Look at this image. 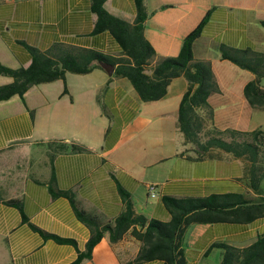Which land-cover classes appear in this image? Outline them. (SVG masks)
<instances>
[{
  "label": "crops",
  "instance_id": "crops-1",
  "mask_svg": "<svg viewBox=\"0 0 264 264\" xmlns=\"http://www.w3.org/2000/svg\"><path fill=\"white\" fill-rule=\"evenodd\" d=\"M104 7L129 23L135 19L134 0H106ZM144 8V35L155 52L150 67L161 57L177 55L184 37L209 12L193 43V57L210 64L219 87L208 97L213 124L220 129H261L253 120L254 110L264 109L252 108L244 95L245 84L255 76L221 58L219 45L264 54V0H144ZM95 19L90 0H0V61L26 67L31 60L26 45L45 50L58 42L121 57L110 32H92ZM10 81L8 76L0 85ZM260 84L264 87V79ZM187 86L179 76L164 97L142 101L127 78L94 68L85 74L67 72L65 79L31 86L22 98L0 101V264H69L84 251L89 227L70 200L53 195L50 188L71 192L86 212L104 221L124 208L118 187L130 194L137 213L161 221L170 219L164 196L231 192L260 199L263 194L248 186L242 158L226 153L200 160L188 157L190 145L177 124ZM62 143L80 144L88 151L55 152ZM5 169L16 173L1 175ZM148 184L155 185L153 197ZM13 198L21 200L31 224L74 243L35 231L22 220L18 207L6 202ZM262 234L264 216L247 223L190 224L183 237L186 262L219 264L221 250L207 251L212 243L245 247ZM139 248L129 232L115 243L105 233L91 258L80 264H128Z\"/></svg>",
  "mask_w": 264,
  "mask_h": 264
},
{
  "label": "trees",
  "instance_id": "trees-1",
  "mask_svg": "<svg viewBox=\"0 0 264 264\" xmlns=\"http://www.w3.org/2000/svg\"><path fill=\"white\" fill-rule=\"evenodd\" d=\"M106 0H90V9L96 15L93 33L108 31L121 47V57L105 55L93 48L66 43H54L45 50L26 45L30 63L24 67L13 68L0 61V74L12 81L0 85V101L12 96L23 97L33 85L65 79L67 72L85 74L94 68H102L107 62L115 66L113 74L127 78L142 101H154L164 97L171 81L184 77L188 86L183 93L177 115V124L185 143V150L192 160L218 158L230 154L246 161L245 174L249 188L261 194V181L264 178V131L255 129L243 131L220 129L213 124V108L208 102L211 93L219 87L210 64L205 60L194 59L193 43L202 32L209 19V12L198 25L183 39L180 50L175 56L159 58L149 66L155 52L144 35V22L147 18L144 0H134L136 16L132 23L109 13L104 7ZM264 26V20L261 21ZM220 56L238 67L249 70L254 79L244 86V95L252 108L264 109V54L250 48L236 49L219 45ZM150 70V73L148 72ZM64 93L67 89L64 88ZM83 152L88 149L80 144H60L55 152ZM53 195L66 196L77 215L90 229V237L85 249L79 252L69 264H80L91 258L93 248L108 234L111 243L118 242L129 232L140 242L137 255L130 263L161 260L163 264H187L183 248V237L190 224L240 222L247 223L264 216V197L258 200L239 193L211 194L205 197L164 196L163 203L170 213L168 221L146 218L135 211L130 194L118 187L124 200L123 210L111 221H104L98 215L86 212L69 191H53ZM21 212L22 220L45 238L59 242L74 243L73 240L49 234L31 224L24 214L21 200H6ZM212 248L221 250L219 264H264V234L245 247H236L226 242H214Z\"/></svg>",
  "mask_w": 264,
  "mask_h": 264
},
{
  "label": "rangeland",
  "instance_id": "rangeland-1",
  "mask_svg": "<svg viewBox=\"0 0 264 264\" xmlns=\"http://www.w3.org/2000/svg\"><path fill=\"white\" fill-rule=\"evenodd\" d=\"M8 76L6 75H1L0 74V83H2L3 81H5V78H7ZM254 117H253V120L257 119V123H260V126H261V129L264 131V111H257V110H254ZM256 116V117H255ZM263 151H264V146H263ZM263 156H264V152H263ZM263 164H264V161H263ZM16 173V171H15ZM13 170H3L2 171V174L1 175H5L6 177H10L12 176L13 174H15ZM261 193L263 194L264 196V178L262 179L261 181Z\"/></svg>",
  "mask_w": 264,
  "mask_h": 264
},
{
  "label": "water",
  "instance_id": "water-1",
  "mask_svg": "<svg viewBox=\"0 0 264 264\" xmlns=\"http://www.w3.org/2000/svg\"><path fill=\"white\" fill-rule=\"evenodd\" d=\"M101 66L108 74H111L114 71V65L110 63L102 62Z\"/></svg>",
  "mask_w": 264,
  "mask_h": 264
},
{
  "label": "built area",
  "instance_id": "built-area-1",
  "mask_svg": "<svg viewBox=\"0 0 264 264\" xmlns=\"http://www.w3.org/2000/svg\"><path fill=\"white\" fill-rule=\"evenodd\" d=\"M147 190H148L150 196L153 197V196L156 195V192H155V185H153V184H148V186H147Z\"/></svg>",
  "mask_w": 264,
  "mask_h": 264
}]
</instances>
